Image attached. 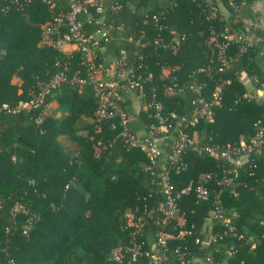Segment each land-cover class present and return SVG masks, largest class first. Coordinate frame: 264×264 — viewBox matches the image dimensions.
<instances>
[{
  "label": "trees",
  "instance_id": "obj_1",
  "mask_svg": "<svg viewBox=\"0 0 264 264\" xmlns=\"http://www.w3.org/2000/svg\"><path fill=\"white\" fill-rule=\"evenodd\" d=\"M73 1L0 0V167L5 172L0 183V264H112L113 250H124L132 240L148 250L158 230L174 234L167 242L171 264L178 262L177 248L202 264H208L207 256L211 264H264V140L246 153L241 149L242 142H251L257 124L264 128V100L259 102L242 79L255 75L258 85L264 82V30L257 27L262 38L244 49L231 44L228 52L235 58L220 70L215 41L237 16L229 0H124L117 9L89 7L83 15L85 33L105 31L97 59L127 63L126 74L117 72L113 78L122 85L128 76L144 79L136 90L121 87L120 104L130 129L143 133L157 122L152 100L161 104V114H176L174 126L161 138L166 152L173 148L181 118L195 112L196 86L209 96L222 84L221 103L213 106L212 118L188 127L199 141L183 154L186 168L172 171L177 189L193 186L178 198L183 217L162 225L159 169L140 149L116 137L118 116L100 124L95 120L98 101L92 86L76 79L86 76L83 52L55 46L56 36L52 42L44 39L43 25L52 13L69 10ZM254 1L235 0L249 10ZM220 2L234 16H226ZM242 20L232 27H243ZM158 37L176 48L156 43ZM164 68L170 69L167 75ZM62 71L67 78L42 104L19 107L39 91L41 82ZM135 94L145 107L136 109ZM49 104H54L51 110ZM209 145L216 146L214 154ZM234 169L239 173L234 185L221 181ZM199 183L211 191L209 198L197 196ZM218 206L229 222L213 217ZM131 211L145 219L134 236L135 228L127 226ZM230 224L237 234H229ZM184 228L189 232L179 235ZM208 232L214 239L206 238ZM123 253L124 264H148L144 253L136 259Z\"/></svg>",
  "mask_w": 264,
  "mask_h": 264
},
{
  "label": "built area",
  "instance_id": "obj_2",
  "mask_svg": "<svg viewBox=\"0 0 264 264\" xmlns=\"http://www.w3.org/2000/svg\"><path fill=\"white\" fill-rule=\"evenodd\" d=\"M124 0H74L71 8L67 11L53 12L52 18L47 21L44 27V39L52 42L53 36L56 39L53 40V44L58 47H62L64 44H71L74 49H79L84 54V63L86 65V76L77 77L79 82H88L92 86V91L97 98L98 106L96 109L95 120L100 124L102 120L110 119L118 116V124L120 129L116 137L122 139L125 144L130 147L140 149L150 159L151 163L159 169V178L161 184V191L163 193V200L159 204V210L162 213L161 224L167 225L173 219L183 217L178 204V198L183 193H189L192 191L193 186L188 184L182 189H177L172 179V171L180 172L186 168V163L183 160V154L185 151L194 146V136L189 133L188 127L198 123L202 118H212V108L215 105H219L222 99V84H219L211 92L209 96L201 93V85H197L196 89L199 94L195 100L196 109L190 117H182V126L177 128V134L173 144V148L170 152L164 151L160 142L163 133L170 127H173V118L176 114L171 113L169 115L161 114V104L152 100L151 103L156 107L157 122L152 123L143 133H135L129 127V117L123 110L120 100L122 97L121 87L126 86L129 89L136 90L142 86L143 78L139 76H128L126 85H122L118 80L114 79L115 73L121 75L126 74V61L124 59L118 60V62L104 63L97 59V51L101 48L100 37L96 34H87L82 30V17L88 12L89 7H94L96 11L101 12L106 5L113 9L119 8ZM129 4V1H125ZM155 20L158 16L154 15ZM101 31V30H100ZM250 29L244 25L242 28L237 29L232 26H226L220 32V41L216 39L215 44L218 46V55L220 60V70H224L225 66L235 56L228 52V48L231 44H237L241 49L246 46L252 45V41L248 38L247 34L250 33ZM156 43L165 46H172L176 48V45L172 42H164L162 37H158L155 40ZM176 42L178 40L176 39ZM65 72L57 73L47 82H41L39 84V91L34 94L28 101L20 102L19 107L31 108L42 104L47 94L54 89L60 81L66 79ZM125 87V88H126ZM6 107V105H4ZM117 123L112 122V127H116ZM100 127V126H99ZM264 140V128L257 124V130L252 137L251 142L241 143V149L246 153L258 146ZM207 150L214 154L217 149L214 145L206 147ZM222 155H229L228 152H221ZM231 176H225L221 181L228 185L235 184V178L238 176V170L234 169ZM210 175L206 174L207 179ZM197 196L202 199H207L211 195V191L203 183H199L194 188ZM216 201L220 203L218 194H215ZM213 217L218 220L229 222L230 218L226 215L222 206H218L212 213ZM127 226H133L135 229L132 231L134 236L144 226V215H137L135 212H128ZM229 234H237L235 226L230 224L228 226ZM189 230L181 229L179 235L188 233ZM242 236L241 234L239 235ZM174 237V234L166 230H158L156 232V238L150 249L143 251L138 243L132 240L131 245L124 246V250L130 253L132 259H136L143 253L148 257V264H171L169 262V256L167 254V242L170 238ZM254 245V244H253ZM122 248L115 249L109 255V259L113 260L112 264H124V253ZM178 262L177 264H195L194 260H190L186 257V252L180 248H177ZM228 254L231 255L234 252L233 245L228 249ZM208 264L213 262L211 256L206 257ZM224 262H218L215 264H223Z\"/></svg>",
  "mask_w": 264,
  "mask_h": 264
},
{
  "label": "crops",
  "instance_id": "obj_3",
  "mask_svg": "<svg viewBox=\"0 0 264 264\" xmlns=\"http://www.w3.org/2000/svg\"><path fill=\"white\" fill-rule=\"evenodd\" d=\"M220 8H221V4H220ZM222 9V8H221ZM222 11L224 12V10L222 9ZM253 18H256V20H253ZM255 25V27L253 26ZM257 27H260L264 30V0H255L253 3H252V30L254 28V30L257 28ZM104 30H101L97 33V36L98 37H102L103 34H104ZM255 42L258 41V37L253 40ZM65 50H73L74 49V46L71 45V44H64L62 46ZM170 72V69L168 68H164L163 69V74L164 75H167L168 73ZM242 79L247 83V85L249 86L250 90L252 89V93L253 94H260L259 97L260 99H263L264 100V82H261L260 85L257 84V80H256V76L255 75H252V77L250 78L248 75H243L242 76ZM124 89H127V88H124ZM167 91H169V88H167ZM263 95V96H262ZM137 98H140L141 100V103H140V107L137 106L136 104V100ZM133 100H134V104H135V107L136 109H139L141 108L142 106L145 107V105L143 104V101H142V98L140 97V94H135L134 97H133ZM194 145L199 141V136L197 133H194ZM242 157H240V161H244L245 160V156L241 155ZM208 240H212L214 239V235L211 233V232H208L207 234V237H206ZM199 261V262H198ZM195 264H202L200 260L198 259H195Z\"/></svg>",
  "mask_w": 264,
  "mask_h": 264
},
{
  "label": "rangeland",
  "instance_id": "obj_4",
  "mask_svg": "<svg viewBox=\"0 0 264 264\" xmlns=\"http://www.w3.org/2000/svg\"><path fill=\"white\" fill-rule=\"evenodd\" d=\"M220 4H221V8L224 10L223 13L226 16H228V17L234 16V15H232V13L229 11V9L227 8V6L224 3L220 2ZM229 5L237 10V16L234 17L233 22H236L240 17H243L242 21H243L244 25H246L251 30L250 33L247 34L248 38L252 42H254L253 40H255L258 37V41H259L262 37L260 35L256 34L254 28L252 30V9L249 10L247 7V4L245 2H242V4H240V5H237L235 0H229ZM238 15H239V17H238ZM253 20H256V18H253ZM233 22H229L228 27L232 26ZM253 26L255 27V25H253ZM16 80H17V78L13 79V81H16ZM169 91H172V89L169 88ZM256 95L259 96L260 94L258 93ZM140 103H141L140 98H137L136 104L138 107H140ZM53 107H54V104L53 105L49 104L48 110H51ZM58 138L62 139V141H64V142L69 141V139L64 135H59ZM16 207L19 208V205H17ZM118 248H116V249H118Z\"/></svg>",
  "mask_w": 264,
  "mask_h": 264
},
{
  "label": "water",
  "instance_id": "obj_5",
  "mask_svg": "<svg viewBox=\"0 0 264 264\" xmlns=\"http://www.w3.org/2000/svg\"><path fill=\"white\" fill-rule=\"evenodd\" d=\"M262 100L260 99L259 102H261ZM5 176V172L1 169L0 167V183L2 182L3 178Z\"/></svg>",
  "mask_w": 264,
  "mask_h": 264
}]
</instances>
